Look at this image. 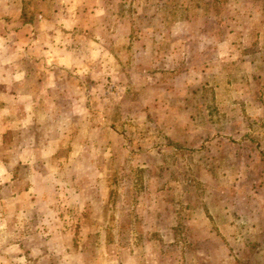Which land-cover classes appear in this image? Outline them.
<instances>
[{
    "label": "rangeland",
    "instance_id": "374dc122",
    "mask_svg": "<svg viewBox=\"0 0 264 264\" xmlns=\"http://www.w3.org/2000/svg\"><path fill=\"white\" fill-rule=\"evenodd\" d=\"M73 16L82 20L74 29ZM230 30L251 39L237 45V71L196 60L195 76L174 88L171 74L187 66L174 45L186 33ZM112 56L125 75L105 69ZM263 116L264 0H0V264L62 255L34 195L41 179L73 191L79 174L94 176L76 169L93 154L75 149L100 118L124 144L97 149L92 162L91 192L111 196L108 252L264 264ZM97 256L86 251L88 264Z\"/></svg>",
    "mask_w": 264,
    "mask_h": 264
},
{
    "label": "crops",
    "instance_id": "0c3cea01",
    "mask_svg": "<svg viewBox=\"0 0 264 264\" xmlns=\"http://www.w3.org/2000/svg\"><path fill=\"white\" fill-rule=\"evenodd\" d=\"M92 6L93 7L89 8L88 10H95V5ZM86 7H88V4ZM80 21L82 20L77 21L73 16V19L71 18V20H69L67 23L71 24L73 26L72 28L74 29L76 26H78ZM234 32L237 34L236 37L232 36L233 30L232 33L230 30L222 38L213 32H199L192 34L186 33V43L180 46L174 45L176 49L173 50V53L176 54L175 50L182 49V55L186 56L184 63L187 65L184 68V71L180 74L178 73L177 76V72H175V75L171 74L169 81L173 84L174 88H185V84H180L181 77L183 78L185 76L184 81L187 82L188 78L195 76L193 71L190 70V67L197 65L196 60L201 64V66L205 68L206 59L209 58L208 65L211 67L214 66L218 73L227 68L233 70V72L234 70L237 71L239 66H241L240 64L242 63L241 58H239L241 53L238 52L237 45L240 43L246 44L247 42H250L251 39L246 31ZM230 34H232L231 38H229ZM228 49L232 50L229 52ZM59 50H61V53H57L58 56L62 55L63 50L68 51V49H65V47L63 49L59 48ZM56 52H58V50ZM242 52L246 59L247 57L251 56L248 55V51ZM95 54L96 51L93 50L92 54L87 57L88 60L94 58L96 56ZM63 56H59L56 61L61 68L65 67L64 64L66 60H68L64 59ZM112 58L113 60H109L111 63H107V67H105V69H109V73L112 76H118L119 74L121 75L123 71V61H117L113 56ZM77 67L78 65L74 64L73 69ZM78 68V71L83 69V67ZM89 69L90 66L88 67V71H90ZM123 74L125 75L126 72L123 71ZM121 78L122 77L120 76V79ZM177 82H179V85L176 84ZM119 85L121 89L124 90V86L122 84ZM92 120H89L88 124L83 127V130L77 136L78 143L76 146L77 149H75L77 152L85 151L89 154H93L92 156L94 157L97 149H107L109 151L110 149H124V144L121 143L122 137L115 134L114 130L108 127L107 123H104L106 122L105 118L103 121L102 118H100L101 121H99L98 124L97 122L92 123ZM262 120L264 122V116ZM107 121L110 120L107 119ZM114 143L115 145L113 146ZM93 157H91V160H89L86 165L76 163V169L79 172L87 170L93 173L94 176L89 180L82 178L79 174V177L76 178V180H73V182L69 181L71 182L70 186L72 189L75 188L73 191H68L67 187H63V183L65 182L63 179H41L43 182L42 185H44V187L41 189L40 193L34 195L37 196L35 200H37L41 219L43 216L44 220L43 223H41L40 219V223L42 224L43 228H45V230L43 229L44 234H50L51 243L56 246L59 251H61L60 254L62 255L55 258L54 260H51L49 257L40 258L38 260L39 264H88L86 260V251L89 249L98 251L96 261L97 264L159 263V259L157 257L158 255L154 253H150L143 257L137 254L127 253L126 249L122 256L121 253L118 252H108L109 245L105 239V234L110 233L113 227L111 196L106 193L104 188V193H102V195L94 194L90 190L92 186H96L95 174L98 171V168L94 165V163H92L94 161ZM103 175H105V173ZM99 186L101 185L99 184ZM65 235L68 236L65 237ZM95 237L98 238V242L92 245L91 240ZM27 263L33 264L32 259L27 261Z\"/></svg>",
    "mask_w": 264,
    "mask_h": 264
}]
</instances>
